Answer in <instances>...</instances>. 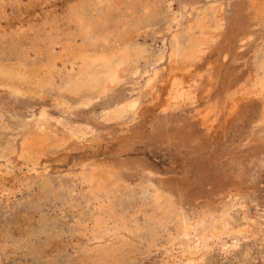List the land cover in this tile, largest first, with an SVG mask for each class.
<instances>
[{
	"label": "rangeland",
	"instance_id": "374dc122",
	"mask_svg": "<svg viewBox=\"0 0 264 264\" xmlns=\"http://www.w3.org/2000/svg\"><path fill=\"white\" fill-rule=\"evenodd\" d=\"M208 26L221 36L185 60L200 82L170 104L172 54ZM262 87L264 14L251 0H0V264H83L98 251L190 264L174 241L211 219L194 264H264ZM42 111L51 139L29 155ZM165 195L168 212L155 203ZM99 221L131 236L115 245Z\"/></svg>",
	"mask_w": 264,
	"mask_h": 264
},
{
	"label": "bare ground",
	"instance_id": "6f19581e",
	"mask_svg": "<svg viewBox=\"0 0 264 264\" xmlns=\"http://www.w3.org/2000/svg\"><path fill=\"white\" fill-rule=\"evenodd\" d=\"M251 4H252V7L254 9H256V12L258 13V15L260 14H264V0H251ZM86 22V21H85ZM204 22V21H203ZM203 22H200V23H203ZM81 23V22H80ZM79 23V24H80ZM89 26V25H88ZM219 26V25H218ZM85 27V26H84ZM82 27V28H84ZM198 27H199V24H198ZM205 27V25H204ZM80 28V27H79ZM88 29V28H87ZM201 29H202V26H201ZM220 29V27H219ZM82 30V29H81ZM201 32V31H200ZM202 37L199 39V38H195L193 37V40H191L192 42V45H191V48L190 50L188 51L186 48L185 49H178L176 52L174 51V53L172 54V62L174 64L176 63L177 65V62L179 63L180 61H178L179 59H181L182 61V65H178L177 67L173 68V70H171L174 75H169V79L167 77V87L169 89L170 94H166V96H169V103L172 104L174 103L176 100H178L179 98L183 97V96H188V88H192V85H190L189 87H187V84L190 82L189 80H191L192 83H194L195 85L193 86H197L198 83L200 82V79L197 78V75L195 74V76L192 75V72H191V69H192V65H186V62L185 60H193V59H196L198 58L200 55H201V51H205V49H208L220 36H221V30L220 31H215V30H212L209 26L205 28L204 32L202 31L201 33ZM192 36V35H191ZM178 48V47H177ZM188 48V47H187ZM127 52V51H126ZM123 53V52H121ZM117 54V53H116ZM126 55V53H125ZM202 56V55H201ZM82 57V56H81ZM93 57V56H92ZM121 57V56H119ZM124 57V56H123ZM128 57V55H127ZM83 58V57H82ZM98 58V57H97ZM200 59V58H199ZM198 59V60H199ZM84 60V59H83ZM122 60V59H121ZM124 60L126 61V57H124ZM128 62V61H127ZM86 63V62H85ZM87 64L89 63H86L85 67L87 66ZM175 66V65H174ZM90 67V66H89ZM88 68V67H87ZM194 71V70H193ZM202 71V70H201ZM94 72H96L94 70ZM108 72V71H107ZM119 72V71H118ZM87 73V72H85ZM105 73V72H104ZM103 73V74H104ZM200 74V73H199ZM11 75V73H10ZM82 75V74H81ZM89 75V73H88ZM91 75V74H90ZM93 75V74H92ZM91 75V76H92ZM95 75V74H94ZM200 78H202L203 75H198ZM209 76V74H208ZM210 77V76H209ZM12 78V77H11ZM94 78V76H93ZM98 78V76H97ZM208 78V77H207ZM259 78V77H258ZM10 79V78H9ZM209 79V78H208ZM251 79V78H250ZM96 83V81H95ZM150 83V82H149ZM204 83V82H203ZM166 84V83H165ZM191 84V83H190ZM256 84V83H255ZM97 85V83H96ZM99 85V84H98ZM150 87L152 85V82L151 84H149ZM208 85V84H207ZM202 86V84H201ZM99 87V86H98ZM153 87V85H152ZM151 87V88H152ZM165 87V86H164ZM166 87V89H167ZM234 86H232L231 88H233ZM237 87V86H236ZM235 87V88H236ZM154 88H152L153 90ZM168 89L165 90V89H162V92L163 90L167 91L168 93ZM244 85L243 84H240L238 85L237 89H233V95L228 94V97H231V98H234L235 96H238L239 95H242V93L244 92ZM230 91V90H228ZM208 92V91H207ZM227 94V93H226ZM226 94L224 96H226ZM250 96V95H249ZM227 97V100L229 99ZM246 97V96H245ZM254 97L258 98L260 101H261V104H262V116H264V87H262L261 89H258L254 92ZM158 98V97H157ZM224 99V98H223ZM243 100V98H241ZM226 100V101H227ZM203 101V100H202ZM234 101V100H232ZM236 101V100H235ZM235 101H234V106L235 105ZM229 102V100L227 101ZM168 103V104H169ZM230 105L232 102H229ZM237 103V101H236ZM225 104L222 103V105ZM228 105V104H226ZM233 105V103H232ZM216 106V105H215ZM213 105V109H212V106H211V112L212 110L215 111ZM225 106V105H224ZM223 107V106H221ZM228 107V106H227ZM226 107V108H227ZM230 107V106H229ZM228 107V108H229ZM225 110L226 108L223 107ZM232 108V106H231ZM121 109H124V107ZM210 109L208 108L209 112H210ZM223 109V110H224ZM230 109V108H229ZM233 109V108H232ZM238 108H236L237 110ZM222 110V111H223ZM228 110V109H227ZM235 110V111H236ZM122 111V110H121ZM126 111V110H125ZM224 112V111H223ZM222 113V116L224 115V113ZM229 111H227L226 113H228ZM203 113V112H202ZM215 113V112H214ZM221 113H218V114H221ZM225 113V114H226ZM232 113H233V110H232ZM210 114V113H209ZM209 114L206 113V114H201V118L203 120V123L205 124V126L207 125V128H209V130H211L210 128H213V124L217 123V122H214V121H210L209 119ZM217 114V113H215ZM215 114H213L215 116ZM229 114V113H228ZM228 114L226 115L228 117ZM231 114V113H230ZM45 112L42 111V113H40L39 117H33V119H31L32 121L29 122V126H30V129H29V134L30 137H27L29 141H26V143L24 144V148H23V152L24 153H27L29 155H34L36 153L39 152L40 149H42L45 145H48L47 143H49L50 141V136L48 134H46V129L43 128L44 126V122H45ZM230 116V115H229ZM232 116V115H231ZM214 118V117H213ZM218 119V118H217ZM213 120V119H212ZM215 121H218V120H215ZM263 121V120H262ZM264 123V122H262ZM46 124V123H45ZM203 124V125H204ZM214 124V125H215ZM263 125V124H262ZM5 127V126H4ZM215 127V126H214ZM218 128V127H217ZM208 130V129H207ZM4 132V131H3ZM27 135V134H24V136ZM23 136V138H24ZM13 140V139H12ZM26 140V139H25ZM25 142V141H23ZM22 142V143H23ZM98 178V180H100V182L98 181V188L100 190H105V188H107L106 186V183H107V176L105 175H98L96 173H93L91 178L93 181H95L96 179L95 178ZM91 180V181H92ZM98 189V190H99ZM155 203H156V207L159 209V210H162V211H167L168 210V207H170L169 205V197L168 196H158L156 199H155ZM229 204V203H228ZM228 208V207H227ZM173 209V208H171ZM170 211V210H169ZM168 212V211H167ZM171 212V211H170ZM223 213L219 216V219L220 220H223L221 219L223 217ZM218 219V220H219ZM219 220V221H220ZM204 221V220H203ZM207 221V219H206ZM217 222V219L216 220H210V222H202V223H199L195 226H192V225H186L183 229V231L181 232L180 236H178L176 238V240L174 241V245L182 248L183 250H185V254L188 256V258L191 260L189 263L190 264H194L193 263V259H197L200 255L201 252H203L206 248V246L209 245V243L207 242V232H208V229L210 227H212L214 225V223ZM224 222V221H223ZM105 222H102V221H99L98 222V228L100 231H102V238H106L108 241H114V244L117 245V243L119 241H125V238L128 237V236H131V231L127 228V227H114L112 230H110L108 227L109 225L108 224H104ZM223 235V233H221ZM226 234H229L228 232H226ZM221 236V235H220ZM218 236V237H220ZM215 237V236H214ZM97 239V238H96ZM94 240V239H93ZM98 240V239H97ZM98 244V243H97ZM96 244V245H97ZM100 245V244H99ZM93 246V245H92ZM175 246V247H176ZM93 249V248H92ZM91 249V250H92ZM182 255V253H181ZM116 257H117V254L114 253L113 251H98V252H93L90 254V256H88V258L85 260V262L83 264H109L110 262H113V264H116ZM179 259V258H178Z\"/></svg>",
	"mask_w": 264,
	"mask_h": 264
}]
</instances>
